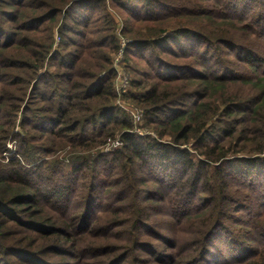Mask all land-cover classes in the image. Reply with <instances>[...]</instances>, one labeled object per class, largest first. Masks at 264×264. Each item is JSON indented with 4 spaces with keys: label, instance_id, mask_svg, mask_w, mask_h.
Returning <instances> with one entry per match:
<instances>
[{
    "label": "trees",
    "instance_id": "16d2710c",
    "mask_svg": "<svg viewBox=\"0 0 264 264\" xmlns=\"http://www.w3.org/2000/svg\"><path fill=\"white\" fill-rule=\"evenodd\" d=\"M93 1L97 4L100 0ZM233 1L229 0V4ZM8 2L0 1V12L12 6ZM34 2L16 0L15 13L5 10L0 14V232L8 230L10 239L0 233V250H7L6 255L0 254V262L5 259L9 263L21 260L26 264H46L40 256L53 252L97 264H129L132 254L142 252L146 263L184 264L174 238L165 255L156 245L140 238V229L151 212L144 204L164 200L168 191L172 196L183 186L182 194L175 197L178 205L168 215L173 232L183 216L193 211L203 218L209 208L219 207L216 199L224 200L218 216H206L209 223L213 218L215 221L203 236L197 256L192 254V260L186 264H264V223L255 222L264 218V193L257 190H264V58L244 41V28L230 29L234 19H242L231 14L235 9L222 7L223 18L218 22L211 19L202 2L193 4V16L181 8L189 16L186 17L176 10L171 12L159 0L131 1L141 10L126 11L129 19L122 33L132 38L126 56L142 59L150 73L136 72L139 79L131 83L128 98L144 109L146 127L158 134V139H152L136 135L127 114L114 104L118 97L115 91L118 74L107 54L118 53L120 49L113 40V18L106 14L108 27L91 29L92 10L100 8L92 7V0H42L37 8ZM254 3L262 2L254 0ZM29 8L32 16L27 13ZM161 8L166 10L160 11ZM179 18H197L208 25L189 29L179 23L180 27L172 28L175 31L168 35L170 24ZM60 21L63 24L59 36L64 44L53 53V28ZM97 35L110 36L112 41H100ZM217 54L227 59L223 61ZM161 56H175L181 61L172 63ZM50 58L55 74L49 78L56 82L52 87L45 76H40ZM231 59L245 65L246 71L256 72L223 73L221 69L231 68L228 65ZM42 86L48 95H37ZM21 115V126L27 129L18 135L14 130ZM37 131L46 140L59 139L78 150L80 156L73 162L75 169L56 166L51 176L54 181L45 180L46 159L37 157L36 151L45 155L49 152L34 145ZM122 132L121 148L110 154L87 156L109 137ZM13 142L16 150L10 152L8 160L3 154L7 144ZM234 154L237 156L233 158ZM155 168L160 169L158 175L164 178L167 193L156 190L141 193L138 186L145 180L139 173L154 172ZM119 173V183L136 180L132 194L139 211L122 219L118 214L122 208L116 209L120 223L126 220L132 224L129 233L133 246L113 254L102 251L109 250L102 243L111 237L93 239L90 244L94 227L86 226L97 221V209L101 213L110 210L111 204L105 202L101 187L108 188L105 179ZM231 177L241 190V201L231 198L225 190ZM83 188L87 190L85 193ZM146 193L148 196L142 198ZM86 195L90 213L79 219L80 215L69 218L75 210L73 202ZM128 198L116 196L114 203L124 204ZM46 202L60 211L62 226L51 227L52 218L44 222L34 219L43 214V205L48 208ZM240 213H243L238 221L240 231H236L225 221ZM22 214H30V218ZM18 223L43 234L46 227L51 228L49 234L57 236L53 246L46 252L38 250V256L22 246L8 244L18 241L12 230ZM81 238L88 241L89 252L69 254V249L77 246Z\"/></svg>",
    "mask_w": 264,
    "mask_h": 264
},
{
    "label": "rangeland",
    "instance_id": "374dc122",
    "mask_svg": "<svg viewBox=\"0 0 264 264\" xmlns=\"http://www.w3.org/2000/svg\"><path fill=\"white\" fill-rule=\"evenodd\" d=\"M1 1V0H0ZM11 7L3 9L0 14L5 11H13L15 13V6H16V0H8ZM132 0H100L97 4L95 1L92 0L91 5L92 7L99 5L100 8L98 10H92V16L93 18V26L96 30H102L108 27L109 20H106L104 16L106 14L110 15L113 18V36L115 37L114 42L117 43V46L119 49L125 48V52L122 56H120V52L117 53V51L111 53L109 52L107 55H109V58L112 59V67L117 69L118 76L115 81V91H117L120 94V97H117V100L114 104H116L117 107H119L122 112L126 113L129 120L132 123V131L136 135H143L151 137L152 139H158V134L152 130L146 127L145 125V111L142 107H140L136 102L130 101L128 98L129 93L132 90L131 83L135 81V79H139L137 77L136 72L137 71H143L144 73L148 74L150 71L148 70V67L144 63L142 59H134L133 57L129 56V58L126 56V49L129 43H131L132 38L131 37H125L122 33L126 27V19H129V15L126 11L129 12H135L138 10H141L140 8H136L134 4H131ZM137 1V0H135ZM165 5L164 7H169L170 11H178L179 14H184L181 11V8L184 7L186 9V14L189 16H193V11L191 9L194 8L193 4L196 3H204L207 7V9L211 13V19L215 21H221L223 18L224 12L221 10L222 7H229L235 9V11L231 10V14L235 17H240L242 19H234V23L232 24L231 28H244L242 34L245 37L244 41L246 43H249V47H253L254 51H256L259 55H261L264 58V0H260L262 3H254V0H235L232 3L229 4V0H159ZM245 1V2H244ZM42 0H35L34 7L41 6ZM105 7V10L101 9ZM198 6V5H197ZM98 7V6H97ZM141 7H144V4H142ZM165 8H161L160 11H165ZM27 13L32 16L34 13L32 12L31 8L27 10ZM163 13V12H160ZM185 15V14H184ZM237 15V16H236ZM186 17H189L185 15ZM90 19V21H91ZM175 23V24H174ZM174 23H171V30L168 32L172 34L176 27H180L178 25L179 23H182V26L189 27V29H195V26H207V21H200L197 18H194L193 20L188 18H179ZM63 21L58 22L56 26L53 28L54 33V49L53 53L61 46H63L64 41L59 36V29L62 27ZM259 24V25H258ZM257 29V30H255ZM235 30V29H234ZM236 31V30H235ZM241 33V32H239ZM241 34L237 35L238 39H241ZM35 36L34 38H31V42L35 43ZM97 39L100 41L111 43L112 40H110V36L106 35H97ZM246 39V40H245ZM99 41V44H100ZM113 42V43H114ZM245 43V44H246ZM172 47V46H171ZM188 48V46H185V50ZM34 51L37 53L38 50L35 48ZM246 51V50H244ZM247 52H243V54H246ZM63 55V54H61ZM219 55V58L225 61L227 58L225 55ZM53 58V57H52ZM52 58H50L48 61H46L44 68L40 72V76H45L49 81V87L53 86V83H56L55 81H51L49 78V75L55 74V68L54 63L52 61ZM161 58L166 59L167 61H170L172 63H178L179 59H177L175 56H161ZM63 59V58H62ZM120 59V62L117 63V60ZM217 61L220 62V59L216 58ZM228 65L231 66V68H224L221 71L223 73H234L238 71L241 74L251 75L254 72H256L255 69H249L248 71L245 70V65H241L237 60L231 59ZM157 66H155L156 68ZM114 68V69H115ZM239 69V70H238ZM125 90H127L125 92ZM116 92V93H117ZM37 95H48V91L46 90L45 86H42L41 89L37 90ZM35 121V120H34ZM21 122H23L22 115L19 117V120L16 123L15 132L18 133V135H23L24 131H26L25 126H21ZM36 139L37 142L34 144L36 147L45 148L49 154L45 155L39 150L36 151L37 157H42V159H46V163L44 164L45 172H44V179L45 180H51L54 181V179L51 177L52 172L54 171L56 166H61L64 169H75L73 168V162L77 160V158L80 156V152L76 149H74L71 145H69L67 142H61L59 139H50L46 140V138H43L41 134L37 131ZM122 133H116L114 136L109 137L106 142H104L102 145L96 147L91 152L87 153V156H97V154L105 155L110 154L114 152L115 150L122 147ZM15 143H9L6 147V152H4L3 157H6L8 160L10 158V152H14L16 150ZM39 149V148H38ZM94 156V157H95ZM237 155L234 154L233 158ZM249 158L247 155L242 156L240 155V158ZM158 168H155L154 172H149L146 170H143L139 173V175H143V179L145 180V183L141 186H138V189H141V193L145 191H161L162 193H167L168 189L163 185L164 184V178H161V176L158 175L159 173ZM147 172H149L148 175H145ZM107 175V173L105 174ZM104 175V176H105ZM121 174L119 173L117 176L110 177L108 179H105L108 184L110 185L108 188L101 187V191H103V194L99 192V194H102L104 197V200L107 204H111L110 210L106 211L105 213H101L100 209H97V221L92 222L88 224L87 228H93V234H95L89 241L90 244L92 243L93 239H103L111 237L110 240H107L103 242L102 244L104 246H109V250L102 249V251L111 252V253H117L120 249H128L133 246V239L130 237L129 228L132 227L131 223L124 220L122 223L121 221L117 219V216H115V211L118 209V207H121L122 209L119 210L118 214L122 219L129 218L131 216V213L138 212L139 211V204L135 200L132 194L133 188L136 187V180L132 181H122L120 182ZM86 183V182H84ZM116 183V186H113ZM235 180L231 177L227 180L225 184H228V187L225 188L226 192L231 195V198L238 199L241 201V190L237 187H235ZM85 185V184H83ZM219 187V184H216ZM73 187H75V184H73ZM183 186H180L177 191L171 196L172 192L168 191L165 195V198H162L164 200L161 201H153L148 204H144L150 207V218L147 222H145L141 229H140V238L142 242H147L149 245H156L157 249L162 252V255H165V253H169L168 248L171 247L174 243L173 238L175 239V243H178L176 246V249L178 253L184 258L183 263L186 264L190 260H192V256H197V253L200 249V243L203 238L205 237V233L209 226L215 221L213 220L209 223V221L206 219L207 215L215 214L214 217L218 216V211L221 210L220 207L224 205V200L221 198H218L215 200V204L219 205V207H211L209 208V211L206 212L207 215H203V218L198 217L195 213L191 212L187 216H183L181 218V221L177 226L175 227V230L173 232V226L172 222L169 219V211L171 208H175L178 205L177 198L180 194H182ZM224 188H222V191ZM258 192L264 193V190H261L260 188L257 189ZM84 193L85 188L82 190ZM117 194V195H116ZM90 195V194H89ZM89 195H86L80 199H77L75 202H73V207H75L74 213L69 217L73 218L74 216H78V219L83 216L85 213H90V210L86 207L87 200L89 198ZM245 196L250 197L249 195L244 194ZM116 196H128L129 198L126 200L124 204H115ZM148 196V193H146L142 198H146ZM223 196V195H222ZM246 199V197H244ZM101 198L99 197L98 200ZM250 204H254L256 202H248ZM47 207L44 205L42 206L41 210L43 214L40 217L34 218L36 221L44 222L45 219L52 218L53 222L51 227H58L62 226V222H59V220H62V216L60 215V211L54 209L51 204L46 202ZM230 205V202H229ZM154 207V208H153ZM153 208V209H152ZM203 209V207L201 208ZM201 209L199 211H201ZM153 210V211H152ZM71 211V210H70ZM213 211V212H211ZM201 213H205L204 211H201ZM23 216L29 217L30 214H22ZM243 217V213L236 214V216H233V218L230 221H225V223L228 225V227H232L236 231H240L238 224V221ZM30 218V217H29ZM18 219V218H17ZM203 219V220H202ZM63 221V220H62ZM223 221V220H222ZM256 223H264V218L255 220ZM15 223V222H13ZM22 224V223H20ZM18 225L12 230L15 232V237L18 239V241L12 243L9 242L8 244H12V246H22L23 250H26L28 252L34 253V255H38V250L46 252L50 249V247L53 246V241L57 238L55 235H50L51 228L46 227L44 229V232L46 234L40 233V231L35 230V228H29L25 226ZM258 224H255V226ZM131 229V228H130ZM56 231V230H54ZM75 230H69V233L74 232ZM8 230H3L0 233L2 236L5 237L6 240H10L8 234ZM80 243L69 249V254L76 255V254H83L88 253L89 250H86V247H88V241L85 240V238H81ZM85 241V242H84ZM32 247V248H30ZM171 250V249H170ZM172 251V250H171ZM7 250H0L1 255H6ZM193 254V255H192ZM146 256L144 253L139 252V254L134 255L132 254V257L129 258L128 263L129 264H155V263H146L143 257ZM143 257V258H142ZM165 257V256H163ZM40 259L43 263L50 264L49 261H52L54 264H97L94 261L84 259L82 261L77 259H72L70 256H60L56 253L50 252L48 254H44L40 256ZM104 260V259H103ZM197 259H195V262ZM0 264H26L24 261L21 260H14V263H9L5 259L3 260V263L0 262ZM197 264V263H196Z\"/></svg>",
    "mask_w": 264,
    "mask_h": 264
},
{
    "label": "built area",
    "instance_id": "2783aa9c",
    "mask_svg": "<svg viewBox=\"0 0 264 264\" xmlns=\"http://www.w3.org/2000/svg\"><path fill=\"white\" fill-rule=\"evenodd\" d=\"M119 52H120L119 55L122 56V55L124 54V48H121ZM119 62H120V59L117 60V63H119ZM114 68H115V67H114ZM115 70L117 71L116 68H115ZM117 74H118V72H117ZM126 91H127V90H125V92H126ZM116 92H117V91H116ZM117 96L120 97V94H119L118 92H117Z\"/></svg>",
    "mask_w": 264,
    "mask_h": 264
}]
</instances>
